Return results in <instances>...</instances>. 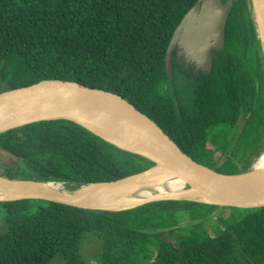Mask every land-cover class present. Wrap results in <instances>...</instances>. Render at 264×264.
<instances>
[{"label": "trees", "instance_id": "1", "mask_svg": "<svg viewBox=\"0 0 264 264\" xmlns=\"http://www.w3.org/2000/svg\"><path fill=\"white\" fill-rule=\"evenodd\" d=\"M199 1L0 0V93L47 80L110 92L156 121L194 161L223 174L245 172L264 152V57L251 0L232 2L224 44L201 82L178 84L193 89L192 109L167 83L170 41ZM219 139L226 159L217 167L209 145ZM0 163L12 180L80 185L116 182L153 166L69 121L0 135ZM0 213L8 225L0 233V264L57 257L85 264L90 240L96 264H264V208L167 201L112 213L22 200L0 203ZM213 219L215 237L207 231ZM176 231L181 239L173 242Z\"/></svg>", "mask_w": 264, "mask_h": 264}, {"label": "water", "instance_id": "2", "mask_svg": "<svg viewBox=\"0 0 264 264\" xmlns=\"http://www.w3.org/2000/svg\"><path fill=\"white\" fill-rule=\"evenodd\" d=\"M234 1L239 0H230L224 6L221 0H200L185 15L167 49L169 85L172 84L173 54L181 41L190 52L188 57L205 66L204 74L211 70L212 51L220 50L224 44L225 25ZM251 8L264 57V0H251ZM53 121L73 122L121 151L150 161L153 166L116 182L82 185L12 180L0 176V190L6 189L10 193L22 194L18 186L31 185V192L16 198L0 195V203L36 200L112 213L167 201L219 208H264V175H252L253 165L245 172L228 175L194 161L156 121L119 95L60 80L42 81L0 93V135L32 124ZM160 165L168 167L185 185L176 198L144 199L127 207L106 204L107 192L156 171ZM56 187L59 190L55 193L52 190Z\"/></svg>", "mask_w": 264, "mask_h": 264}, {"label": "bare ground", "instance_id": "3", "mask_svg": "<svg viewBox=\"0 0 264 264\" xmlns=\"http://www.w3.org/2000/svg\"><path fill=\"white\" fill-rule=\"evenodd\" d=\"M251 173L254 176L264 175V152L253 163ZM29 186L31 185L21 184L18 187L22 191V194H25L31 192ZM59 187L54 188L52 191L58 192ZM184 188V183L176 178L168 167L160 165L156 171L107 192L106 196L108 200L106 204L113 207H127L144 199L176 198L178 193ZM22 194L10 193L6 189L0 190V195L9 198H16Z\"/></svg>", "mask_w": 264, "mask_h": 264}, {"label": "rangeland", "instance_id": "4", "mask_svg": "<svg viewBox=\"0 0 264 264\" xmlns=\"http://www.w3.org/2000/svg\"><path fill=\"white\" fill-rule=\"evenodd\" d=\"M178 45H181L183 48L182 51H179L182 55H185L186 57L190 56V52H189L187 46L184 45V43H182V41ZM190 60H191V62L196 63L195 65H193L195 67V68H193V70L189 69L191 67V65H190L191 63L189 62ZM190 60L188 61V64L186 63L185 67L178 69V71H175L174 66H173V58H172V71H171L172 84L171 83H170V85L168 84L171 93L174 95V93L176 92L177 97L180 99L182 106L188 110L192 109V107H193V103H192L193 102V95L191 94L193 89L191 90V88L188 87L187 84L184 85L183 87H179L178 84H183L185 82L186 78H183L181 76V74H177V76H176V75H174V73H182V74H186V75L192 74V75H194L195 78H199L201 76V74L206 71L205 66L202 65V63L200 64L199 62H196L192 58H190ZM179 61H181V59H179ZM190 70H191V72H190ZM175 83H176V85H174ZM1 90H2V88H0V91ZM174 99H175V97H174ZM240 129H241V126L238 125V130H240ZM222 143H223V140L219 139V145H213V146L211 144L209 145V148L213 149V152H212L213 161L216 162L219 160L217 167H220L222 165V163L224 162V160L226 159V156H222V151L219 149V147L222 146ZM252 158H254L253 160L256 162V160L259 157L256 158L254 156ZM2 170H3L2 164L0 163V176H2L1 175V173H3ZM2 177H4V176H2ZM214 219L209 220L207 222L208 223L207 231L210 233V235L212 237H215L217 235V230H218L217 223L215 222ZM188 222L189 221L186 219V217L179 218V223L181 225H184L185 223H188ZM7 230H8V225H7V223L4 222L3 215L0 213V233L6 232ZM89 237H91V234L86 235V239ZM180 239H181V234L178 231H176L174 233V235L172 237H170V240L173 242H178V241H180ZM90 242H91V240L89 242L85 243L84 248L82 250V255H83L82 257L85 261V264H96L98 261L96 258V251L94 252L93 247L90 245L91 244ZM49 264H65V262L61 257H57L56 259L51 261Z\"/></svg>", "mask_w": 264, "mask_h": 264}, {"label": "flooded vegetation", "instance_id": "5", "mask_svg": "<svg viewBox=\"0 0 264 264\" xmlns=\"http://www.w3.org/2000/svg\"><path fill=\"white\" fill-rule=\"evenodd\" d=\"M183 48L181 45H177L174 54H173V66L175 71H178V69L183 68L186 66V63L188 64V61L190 60V57H186L185 55H182L179 51H182ZM218 53L217 49H214L212 51V58H216V54ZM179 59H181V61H179ZM189 59V60H188ZM188 60V61H187ZM191 64V67L189 69L193 70V68H195L193 65H195V62H191V60L189 61ZM190 70V72H191ZM177 74H181V76L183 78H186L185 82L190 83L193 87H195V85L197 86L199 82H201L203 75H205L204 73L201 74V76L199 78H195L194 75L189 74H182V73H174V75L177 76Z\"/></svg>", "mask_w": 264, "mask_h": 264}]
</instances>
